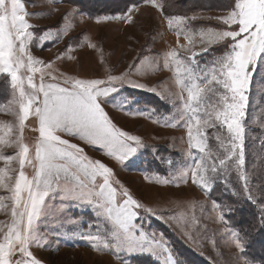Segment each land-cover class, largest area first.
<instances>
[{
	"label": "rangeland",
	"instance_id": "rangeland-1",
	"mask_svg": "<svg viewBox=\"0 0 264 264\" xmlns=\"http://www.w3.org/2000/svg\"><path fill=\"white\" fill-rule=\"evenodd\" d=\"M120 1L22 0L30 14L28 23L33 26L30 29L34 33L29 43L30 54L43 61L44 65H51L46 68V80L49 78L47 73L56 75L60 82L65 77L105 80L109 74L120 77L123 82H116L119 91L112 95L128 97L130 102L126 109L145 111V116H132L127 111L114 110L111 105L105 109L118 127L140 138L142 146L138 148L135 159L122 165L113 159L108 161V157H102L96 149L85 151L90 158L112 168L115 179L129 189L135 199L157 213L148 216L143 226L149 233L163 236L178 264H264V222L261 219L264 216V63L254 73L247 93L243 171L247 174L249 191H245L234 163L228 161L232 165L231 170L226 175L217 174L211 191L205 192L191 182L190 173L187 182L180 178V173L191 163L187 155V133L186 128L172 125L176 124L177 106L182 104L180 97L187 100L188 94L177 85L175 71L164 67V56L175 50L185 60H192L193 67L199 65L203 68L210 64L223 54L225 46L223 43L202 42L199 32L208 28H226L218 18L226 16L232 5L221 11L197 13L203 19L201 23L194 15L176 14L187 18L185 23L191 29L187 34L191 37L189 40L186 35H177L176 30L169 28L166 17L174 16L173 11H169L170 3L156 0L162 9L148 4L131 5L120 14L101 8L104 4L115 5ZM191 2L204 4L205 0ZM215 4L212 1V5ZM121 15L130 16L131 22L128 19H103ZM206 15H213L216 25L207 23ZM98 17L100 22H97ZM46 29L54 31L48 38L40 39ZM65 31L67 34H62ZM205 48L208 51H204ZM150 63L155 66L154 71L149 68ZM20 74L26 78L31 73L22 69ZM3 75L7 81L2 84L11 86L10 76L5 73L0 74V78ZM39 76V73L35 74L37 82ZM132 84L143 87H133ZM9 92L6 98H0V136L5 140H15L19 135L16 115L19 104L15 102L18 92L14 95L12 87ZM30 120L31 117L25 122L23 137L24 143L31 147L37 136ZM216 143L215 140L210 141L213 147ZM17 151L15 147L0 144V169L9 170L13 184L18 175V161L6 163L4 157L14 156ZM24 171L30 178L33 169L26 166ZM164 179L171 182H158ZM10 195L0 189V196ZM249 195L253 200L248 199ZM0 204L5 206L0 207V228L6 231L12 221V201L4 200ZM72 204L56 210L52 200L49 201L50 216L41 229L47 241L43 247L30 249L33 256L42 264H120L115 256L97 252L90 246L91 242L82 238L89 231H95V227L90 228L89 225H96L97 216L95 214L94 219L84 217L82 211L89 207ZM253 207L258 211L255 217L251 212ZM221 213L226 222L220 220ZM240 214L247 215L242 231L236 222V219L242 220ZM85 216H88L87 212ZM104 228L105 224L101 222L100 229ZM233 233L244 239V252L235 247ZM157 253L159 259L148 253H133L123 258L130 264H163L167 254L159 249ZM18 258V255L13 257Z\"/></svg>",
	"mask_w": 264,
	"mask_h": 264
},
{
	"label": "snow or ice",
	"instance_id": "snow-or-ice-1",
	"mask_svg": "<svg viewBox=\"0 0 264 264\" xmlns=\"http://www.w3.org/2000/svg\"><path fill=\"white\" fill-rule=\"evenodd\" d=\"M142 3L163 7L156 0H142ZM29 15L22 0H0V74L10 76L14 95L18 92L15 102L19 104L16 113L19 135L15 140L0 136V144L18 150L14 156L4 157L5 162L17 160L19 164L14 184L9 170L0 169V189L11 193L0 196V201H12L11 224L6 231L0 228V264H42L30 249L43 247L47 241L41 229L50 216L52 198L59 199L61 207L73 206L64 202L93 207L98 222L89 227H95V231H89L82 238L91 242L90 246L97 252L115 256L120 264H130L123 258L125 255L148 253L159 259V249L167 254L163 264H178L163 236L149 233L143 226L148 216L157 213L135 199L130 190L115 179L112 168L90 158L83 148L72 142L78 140L99 148L102 155L123 165L136 155L142 142L118 127L105 110L106 106L127 111L132 116H145V111L126 109L129 98L112 95L119 91L116 82L123 81L111 74L106 80L65 77L60 82L56 75L47 73L46 80V68L51 65H44L29 51L34 36L30 31L33 26L27 19ZM100 19L98 17L97 22ZM103 19L131 22L130 16L124 15ZM166 19L177 35H186L191 40L187 35L191 29L185 23L186 17L174 15ZM218 19L227 27L199 32L202 42L225 46L223 54L210 64L193 67L192 60H185L175 50L164 56V67L175 71L177 85L188 94L187 100L180 97L182 104L177 106L176 124L172 125L186 128L187 133V155L191 163L180 173V178L187 182L190 173L193 184L210 192L217 174L226 175L232 168L228 161H232L245 191H249L247 174L243 171L245 118L252 77L264 63V0H233L228 14ZM53 31L44 30L40 39L48 38ZM149 68L155 70L151 63ZM22 69L31 74L25 78L20 74ZM36 73L40 74L38 82ZM30 117L37 125L33 131L38 132L31 147L24 143L23 137L25 122ZM212 140L217 142L215 147L210 145ZM26 166L34 170L31 178L24 171ZM248 199L253 200V197L249 195ZM0 207L5 206L0 204ZM261 219L264 222V216ZM220 220L226 222L222 213ZM101 222L105 224L103 230ZM233 239L235 247L244 252V239L238 233H233ZM17 255L19 258L13 259Z\"/></svg>",
	"mask_w": 264,
	"mask_h": 264
},
{
	"label": "trees",
	"instance_id": "trees-1",
	"mask_svg": "<svg viewBox=\"0 0 264 264\" xmlns=\"http://www.w3.org/2000/svg\"><path fill=\"white\" fill-rule=\"evenodd\" d=\"M107 1V0H106ZM165 3L169 4L170 3V8L169 11H173V15H181L179 13H183L182 15H191L194 18H197L196 21L198 23L203 22L202 17H199L197 15V13L199 14V12L202 11H212V10H218L221 11L222 8L225 9H229V7L233 4L232 0H205L204 4H200L199 2H191L190 0L186 1V0H164ZM212 1H214L216 4L215 6L212 5ZM232 3V4H231ZM140 4H144L142 3V0H122L120 1V3H116L115 5H102L101 8L103 9H111L109 12H114L116 11V13L120 14V12L122 10H124L125 8H129L131 5L132 6H137ZM168 6V5H167ZM180 11V12H178ZM171 13V12H170ZM196 14V15H195ZM206 19L205 21L211 25H216L217 20L215 19V17H213V15H206ZM210 25V26H211ZM222 25V24H221ZM7 77L5 75H3V77L0 78V98L2 99V97L5 98L9 95V89L11 88V86L9 85H4L2 84L3 82L6 83ZM254 208V207H253ZM252 215L253 217H255V214L258 213V211L254 208L252 211ZM246 213V212H244ZM242 216V220L241 219H236L237 222V226H239V228L242 231V225H244V221H246V214H240ZM251 215V214H250ZM235 220V219H234ZM256 221V218L255 220ZM248 232V230H247ZM249 234V232H248ZM248 240L250 241L251 238L248 237ZM184 251H187V248H183Z\"/></svg>",
	"mask_w": 264,
	"mask_h": 264
},
{
	"label": "crops",
	"instance_id": "crops-1",
	"mask_svg": "<svg viewBox=\"0 0 264 264\" xmlns=\"http://www.w3.org/2000/svg\"><path fill=\"white\" fill-rule=\"evenodd\" d=\"M107 111V110H106ZM31 125H32V128L34 129L37 125H36V121L33 119V118H31ZM35 134H36V136L38 137V132H36V131H33ZM35 142V141H34ZM73 143H77L81 148H83L84 149V151H85V149H92V150H94V149H96L97 151H99L100 153H101V150L99 149V148H92V147H90L89 145H87L86 143H83V142H81V141H78V140H73L72 141ZM138 151L139 150H137V153H136V155L134 156V157H132V158H130V160H132V159H135V157L137 156V154H138ZM85 153H87L88 154V151H85ZM99 153V154H100ZM102 155V154H101ZM90 156V155H89ZM91 157V156H90ZM102 157H106V156H104V155H102ZM112 159H109L108 158V161H111ZM34 171V170H33ZM33 171H31V176L33 175ZM31 176H30V178H31ZM55 196V194H53V197ZM52 200V206H56V210H58V208H60V206H61V204H62V202L59 200V199H57V198H52L51 199ZM64 203H74V202H64ZM76 204V203H75ZM77 205H81V206H83V207H89V208H86L84 211H82V216H84V217H91L92 219H94V216H95V211H94V209H93V207L92 206H90V205H88V204H77ZM63 208V207H62ZM65 208H67V207H65ZM85 212H87V215L88 216H85ZM77 220V219H76Z\"/></svg>",
	"mask_w": 264,
	"mask_h": 264
}]
</instances>
